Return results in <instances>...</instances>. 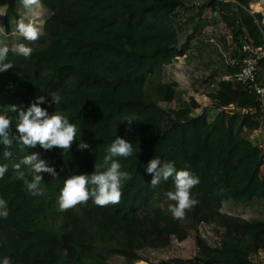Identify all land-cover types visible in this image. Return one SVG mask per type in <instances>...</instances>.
<instances>
[{"label": "trees", "instance_id": "1", "mask_svg": "<svg viewBox=\"0 0 264 264\" xmlns=\"http://www.w3.org/2000/svg\"><path fill=\"white\" fill-rule=\"evenodd\" d=\"M34 1L51 16L35 41L26 40L33 46L29 57L9 51L13 67L0 73V107L27 106L37 95L50 101L58 94L61 102L49 112L66 113L78 124L77 138L89 147L77 150L74 142L70 151L30 149L58 174L42 173V196L31 195L16 177L13 165L27 151L14 145L11 160L0 159L9 165L0 179V196L9 207L8 217L0 218V255L11 257L13 264H113L111 257L119 256L124 257L120 264L134 258V263L159 264L154 256L176 254L171 263L183 264V246L193 239L206 264H251V256L264 253V219L222 212L227 201L236 206L264 201V147L250 139L262 126L257 97L248 85L220 81L207 96L234 111L211 121L196 115L200 104L194 99L179 109L161 105L176 99L178 84L166 82L164 73L184 56L175 16L187 0ZM234 1L210 0L205 7L224 21L234 45L248 37L255 47H264V16L250 9L256 0ZM21 2L9 1L6 34L13 21L23 19ZM260 69L264 81V60ZM129 114L138 121L126 137L133 154L121 158L122 170L131 178L123 182L120 202L101 207L90 198L60 210L63 177L91 174L112 140L125 137L128 124L122 121ZM158 155L161 167L165 159L175 161L178 169L188 168L199 177L191 190L197 203L183 218L174 219L168 211L175 203L165 195L172 189L171 179L150 185L153 175L144 166ZM20 171L31 179L26 166ZM203 227L212 231L214 243L203 235ZM103 232L112 243L103 244L98 236ZM192 260L203 262L198 255Z\"/></svg>", "mask_w": 264, "mask_h": 264}, {"label": "clouds", "instance_id": "2", "mask_svg": "<svg viewBox=\"0 0 264 264\" xmlns=\"http://www.w3.org/2000/svg\"><path fill=\"white\" fill-rule=\"evenodd\" d=\"M27 6L33 0H23ZM18 31L27 40L34 41L40 34V29L31 22L20 19L17 24ZM9 47L0 44V73H4L13 65L8 59ZM14 54L29 57L32 49L20 44L12 49ZM61 97L53 94L49 101L45 95L35 96L27 106L10 105L0 107V159L11 160L13 157V147L18 146L20 151H27L28 154L22 156L13 167L18 179L24 180V186L33 196H42L44 188L42 173L58 175L55 167L48 166L47 162L40 158L39 152L29 154L30 149L39 146L41 149L49 151L59 148L70 151L74 142H77V150L88 148L89 145L84 140H79V127L75 122H71L68 115L55 110L49 112L52 104L58 105ZM14 115H12V114ZM128 128L125 137L117 135L107 146L105 154L99 163L94 165L91 174H69L63 177V186L59 190L57 203L60 210L72 208L78 204L87 202L90 198L97 206H107L117 204L122 197L123 182L130 179L128 171L122 170L121 158H128L133 154L132 142L126 137L133 131V121H138L135 114L124 116ZM158 155L152 159L145 167V171L153 175L150 185L154 188L161 183L172 181V189L165 193L166 198L174 201L168 206V211L174 219L183 218L185 210L197 203L193 198L192 189L199 184V177L188 168L178 169L175 161L164 160ZM22 166H26L31 175L27 179L25 172L20 171ZM7 163H0V179L4 178L8 171ZM9 215L8 202L0 196V218H7ZM0 264H13L11 257L0 255Z\"/></svg>", "mask_w": 264, "mask_h": 264}, {"label": "rangeland", "instance_id": "3", "mask_svg": "<svg viewBox=\"0 0 264 264\" xmlns=\"http://www.w3.org/2000/svg\"><path fill=\"white\" fill-rule=\"evenodd\" d=\"M9 1L10 0H0V44L7 45L10 50L20 44L32 49L33 46H31L26 41L27 39L24 38L18 31L17 22H12L11 33L6 34L4 19ZM209 2L210 0H191V3L193 4L192 6H189L190 12L188 14H192L193 16L189 17L187 21L183 20L176 22L177 28L179 30V36L181 38L179 41V47L182 45H188L186 43L188 40H191V43L188 46L189 51L187 52V58L185 61L178 58L174 60L178 61L179 64L181 63V67H179L181 71L179 72L180 77L183 80V83L180 84L181 87L176 88V99L170 105H166L164 103H161V105L166 109H179L184 107L183 105L185 103L189 104L193 99L192 97L195 95V99H197L198 103L200 104L199 110L195 112L196 115L204 114L211 121L216 115L214 112H212L213 110L211 109L208 102L203 101L202 96L209 95L214 92L210 88L211 81H215L216 85L218 86V83L221 81L219 74L221 72H226L225 63L218 53L216 43L223 47V44L228 41L227 38L230 40L232 34L226 27L224 21L220 20L218 16L213 14V9L205 7V5H207ZM250 9L253 13L263 14L264 12V7L261 0H256V2L250 6ZM18 11L26 23L31 22L34 24V26L40 29V34L38 35L39 37L43 33L44 23L50 18L51 12L34 0L27 6L22 0ZM195 27L196 30H194ZM232 48L233 46H231L229 49ZM225 54L233 55L231 51H228ZM164 80L166 82L172 81L171 68L168 73L167 70L165 71ZM250 139L255 142H260L264 147V124H262V127L258 131H255L250 136ZM262 176L264 177V169ZM222 212L248 220L264 219V201L257 200L250 206H236L231 204L230 201H227L223 205ZM201 232L212 243H214L212 231L203 227ZM98 236L103 237L104 245H108L113 241V238L108 232L98 233ZM183 247L185 250L182 251L181 255V259L184 261L183 264H206L204 261H206L207 258L201 254V251L196 246L194 239L186 243ZM196 255H198L203 262L196 260L190 261V259ZM111 258L113 264H120V261H123L124 259L123 256ZM153 258V261L159 264L162 262L164 264H172L171 259H176L177 255L162 254L154 256ZM136 259L137 258L131 259L132 261L129 260V264H147L145 262L134 263ZM185 260L188 261L186 262Z\"/></svg>", "mask_w": 264, "mask_h": 264}, {"label": "built area", "instance_id": "4", "mask_svg": "<svg viewBox=\"0 0 264 264\" xmlns=\"http://www.w3.org/2000/svg\"><path fill=\"white\" fill-rule=\"evenodd\" d=\"M216 1L220 3L235 2L234 0ZM236 53V55H224L225 65L234 72L228 77L223 78L221 81H229L239 86H249V93H253L257 97L260 104L262 125L264 124V81L261 80L260 62L264 60V47H255L247 37L242 40L241 46H237ZM172 65L173 62L168 67V72L171 68V74L173 73ZM210 88L212 91L217 88L215 81H211ZM202 99L204 102H208L215 115L234 111L233 106H229L227 108L217 106L207 95L202 96ZM246 113H248V111L243 112V114ZM251 114L254 115L255 112L252 111ZM249 260L251 264H264V253L253 255Z\"/></svg>", "mask_w": 264, "mask_h": 264}, {"label": "crops", "instance_id": "5", "mask_svg": "<svg viewBox=\"0 0 264 264\" xmlns=\"http://www.w3.org/2000/svg\"><path fill=\"white\" fill-rule=\"evenodd\" d=\"M192 4L193 3H191V0H187V2H186V4H185V6L184 7H181L179 10H178V12L176 13V16H175V20H176V22H180V21H187L188 20V18L189 17H191V16H193L192 14H188L189 12H190V9H189V6H192ZM213 14L215 15V16H218L217 15V13H215V12H213ZM219 18V17H218ZM220 19V18H219ZM221 20V19H220ZM177 24V23H176ZM176 28H177V25H176ZM177 30H178V28H177ZM194 30H196V27H195V29ZM179 31V30H178ZM179 33V32H178ZM228 39V41L227 42H223L224 44H223V47L220 45V44H217L216 43V47H217V49H218V53H219V55L221 56V58H222V60H223V62H224V55H227V54H225L226 52H228V51H231L234 55H236L237 53H236V49H237V46L236 45H234V42H233V39H232V36L230 37V40H229V38H227ZM180 40H181V38H180ZM188 45H182V46H180V47H184V56L183 57H178V59H183L184 61H185V59L187 58V52L189 51V44L191 43V40L189 41H187L186 42ZM231 46H233V48L232 49H229V48H231ZM228 48V49H226V48ZM191 52V51H190ZM177 58H175L174 60H176ZM173 60V65H172V68H173V73L171 74V79H173L174 81H175V78H176V83L178 84V87L177 88H179V87H181V83H183V80H182V78L180 77V72L179 71H181L180 70V68L179 67H181V63L179 64L178 63V61H174ZM187 62V61H186ZM188 63V62H187ZM225 63V62H224ZM185 65V64H184ZM186 66V65H185ZM225 67H226V72H221L220 74H219V77L221 78V80L223 79V78H225V77H228L231 73H230V68H228L226 65H225ZM175 76V77H174ZM191 96H193V95H191ZM193 99H195V95L192 97ZM195 100H197V99H195Z\"/></svg>", "mask_w": 264, "mask_h": 264}, {"label": "water", "instance_id": "6", "mask_svg": "<svg viewBox=\"0 0 264 264\" xmlns=\"http://www.w3.org/2000/svg\"><path fill=\"white\" fill-rule=\"evenodd\" d=\"M261 2H262V5L264 7V0H261ZM263 16H264V12H263ZM263 25H264V21H263Z\"/></svg>", "mask_w": 264, "mask_h": 264}, {"label": "bare ground", "instance_id": "7", "mask_svg": "<svg viewBox=\"0 0 264 264\" xmlns=\"http://www.w3.org/2000/svg\"><path fill=\"white\" fill-rule=\"evenodd\" d=\"M257 9V8H256ZM255 10V9H254Z\"/></svg>", "mask_w": 264, "mask_h": 264}]
</instances>
